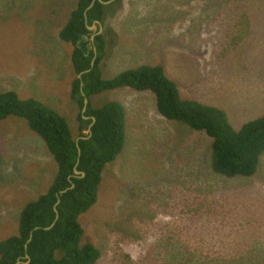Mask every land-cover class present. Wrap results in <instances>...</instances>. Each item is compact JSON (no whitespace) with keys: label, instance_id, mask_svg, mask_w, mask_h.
I'll list each match as a JSON object with an SVG mask.
<instances>
[{"label":"rangeland","instance_id":"rangeland-1","mask_svg":"<svg viewBox=\"0 0 264 264\" xmlns=\"http://www.w3.org/2000/svg\"><path fill=\"white\" fill-rule=\"evenodd\" d=\"M54 3L0 0V92L41 101L75 139L89 137L91 119L79 122L71 97L73 46L58 37L76 0L55 3L58 12ZM101 26L104 79L162 67L182 99L223 110L235 130L264 115V0H117ZM97 30L83 37L90 50ZM111 101L124 107L126 145L80 217L96 264H264V153L251 177L219 175L212 139L161 116L154 93L124 87L89 99L96 109ZM57 171L26 119L0 122V241L18 233L21 211Z\"/></svg>","mask_w":264,"mask_h":264},{"label":"trees","instance_id":"trees-1","mask_svg":"<svg viewBox=\"0 0 264 264\" xmlns=\"http://www.w3.org/2000/svg\"><path fill=\"white\" fill-rule=\"evenodd\" d=\"M64 1L73 0H55V3ZM93 1L76 0V6L71 10L67 22L58 31L60 45L73 46L71 62L76 76L71 84V97L79 110L84 104L81 96L82 82L83 92L89 99L92 95L124 87L140 92L151 91L156 96L161 116L182 122L196 131H203L212 139L211 168L215 173L226 177L255 175L264 153V115L235 130L223 110L182 99L177 85L167 78L162 67H142L125 71L112 80L104 79L99 69L106 51L104 34L95 38L98 57L95 67L91 69L95 52L89 49V42L83 38L89 33L85 13L88 25H93L94 21L102 20L104 8L103 4L95 0L94 7L88 10ZM55 3L53 10L58 12ZM57 23L58 20H55L54 24L58 27ZM86 71L90 72L82 74L80 79L79 75ZM10 116L27 120L30 129L45 142L53 155L58 171L47 193L37 201L28 203L21 211L18 233L0 241V264H16L18 261H22V264H96L101 253L91 243L82 244L85 230L80 217L98 203L107 165L116 161L124 150V107L111 101L96 109L89 103L86 116L95 117L96 122L91 128L89 139L79 140L81 156L77 139L66 120L41 101L35 98L23 99L16 91L0 92V121ZM78 120L84 122L81 112ZM89 122L93 123L92 120ZM78 159V170L85 172L86 176L73 177L71 180L74 188L61 194L72 186L69 177L74 174ZM58 196L59 219L55 222L54 207ZM53 223L52 229H44ZM36 227L40 229L35 230ZM32 232V240L26 249L25 245ZM59 253L62 254L60 257L57 256ZM27 254L31 257L30 262L25 259Z\"/></svg>","mask_w":264,"mask_h":264},{"label":"water","instance_id":"water-1","mask_svg":"<svg viewBox=\"0 0 264 264\" xmlns=\"http://www.w3.org/2000/svg\"><path fill=\"white\" fill-rule=\"evenodd\" d=\"M101 4H103V5H107V6H109V5H111V3H113L114 1H116V0H109V1H104V0H98ZM94 3H95V0L92 2V4H91V6L88 8V10H90V9H92L93 7H94ZM85 17H86V19H87V13H85ZM97 26H101V21H95V23H94V26H92V27H90V26H88L87 25V29L88 30H95V29H97ZM96 38V34L95 35H92L91 36V38H90V40L94 43V39ZM93 51L95 52V56H94V58H93V60H92V64H91V69H93L94 67H95V63H96V60H97V49H96V47H95V45H94V48H93ZM88 72H90V71H86V72H84V73H81L80 75H79V78L81 79L82 78V74H85V73H88ZM83 87H84V83L82 82L81 83V96L84 98V107H83V109L81 110V115H82V118L84 119V120H87V119H91L92 121H93V123L91 124V126H90V136L92 135V131H91V128H92V126L94 125V123L96 122V118L95 117H87L86 116V113H87V111H88V106H89V99L85 96V94L83 93ZM80 139H89V138H79V139H77V141H76V143H77V148H78V152H79V156H81V148H80V146H79V140ZM79 163H80V160L78 159V163L75 165V167H74V174L72 175V176H70L69 178H70V183L72 184V186L70 187V188H68L67 190H64V191H62L61 192V194H64L65 192H67L69 189H73L74 188V184L72 183V178L73 177H75V178H84L85 176H86V173L85 172H82V171H79L78 170V166H79ZM58 198H59V196H58ZM60 204V198L58 199V202L56 203V205H55V207H54V211H55V213H56V218H55V222L59 219V212H58V210H57V206ZM54 222V223H55ZM54 223H53V225H51L50 227H48V228H44L45 230H50V229H52V227L54 226ZM40 229V227H36L35 228V230H39ZM32 237H33V232L31 233V237H30V239H29V241L27 242V244H26V246H25V248L27 249V247H28V243L32 240ZM25 259L26 260H28V261H30L31 259H30V256L27 254L26 255V257H25ZM23 262L22 261H18L16 264H22Z\"/></svg>","mask_w":264,"mask_h":264},{"label":"clouds","instance_id":"clouds-1","mask_svg":"<svg viewBox=\"0 0 264 264\" xmlns=\"http://www.w3.org/2000/svg\"><path fill=\"white\" fill-rule=\"evenodd\" d=\"M116 1H117V0H116ZM114 2H115V1H114ZM114 2H113V3H114ZM113 3H111V4H113ZM105 6H107V5H105ZM87 25H88V23H87ZM88 26H89V25H88ZM92 26H93V25H92ZM92 26H90V27H92ZM100 34H101V32H100V33L97 32V33H96V36H98V35H100ZM97 57H98V55H97ZM71 84H72V83H71ZM83 93H84V92H83ZM83 107H84V104H83ZM82 109H83V108H82ZM82 109H80V112H81ZM10 117H13V116H10ZM10 117H8V118H10ZM87 117H88V116H87ZM8 118H6V119H8ZM6 119H5V120H6ZM82 119H83V118H82ZM83 120H84V119H83ZM2 121H4V120H2ZM2 121H0V122H2ZM91 131H92V130H91ZM80 138H83V137H80ZM84 138H88V136H85ZM25 246H26V245H25ZM25 257H26V256H25ZM30 259H31V257H30ZM30 261H31V260H30ZM30 261H28V262H30Z\"/></svg>","mask_w":264,"mask_h":264},{"label":"flooded vegetation","instance_id":"flooded-vegetation-1","mask_svg":"<svg viewBox=\"0 0 264 264\" xmlns=\"http://www.w3.org/2000/svg\"><path fill=\"white\" fill-rule=\"evenodd\" d=\"M85 23L86 24L88 23V16H87V19H85ZM94 23H95V21H94ZM94 23H93V26H94ZM97 29H98L97 32L100 33L102 31V26H97Z\"/></svg>","mask_w":264,"mask_h":264},{"label":"crops","instance_id":"crops-1","mask_svg":"<svg viewBox=\"0 0 264 264\" xmlns=\"http://www.w3.org/2000/svg\"><path fill=\"white\" fill-rule=\"evenodd\" d=\"M85 125V124H84Z\"/></svg>","mask_w":264,"mask_h":264}]
</instances>
